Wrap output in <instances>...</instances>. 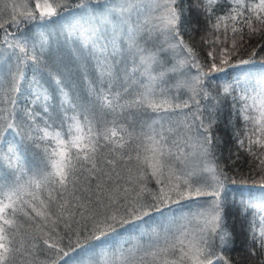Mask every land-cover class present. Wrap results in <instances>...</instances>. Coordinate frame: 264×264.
Masks as SVG:
<instances>
[{
	"label": "snow or ice",
	"instance_id": "6c2138e0",
	"mask_svg": "<svg viewBox=\"0 0 264 264\" xmlns=\"http://www.w3.org/2000/svg\"><path fill=\"white\" fill-rule=\"evenodd\" d=\"M228 2L213 22L217 0H198L202 61L182 0H0V264H232L227 188L248 180L213 129L230 99L237 144L264 154V58L236 59L264 0ZM240 204L264 252V191Z\"/></svg>",
	"mask_w": 264,
	"mask_h": 264
},
{
	"label": "trees",
	"instance_id": "16d2710c",
	"mask_svg": "<svg viewBox=\"0 0 264 264\" xmlns=\"http://www.w3.org/2000/svg\"><path fill=\"white\" fill-rule=\"evenodd\" d=\"M182 3L188 7V12L184 17V25L181 30L183 39L186 43L192 44L197 49L200 59L203 61L207 57L208 51L212 50L213 45L211 43L204 44L202 38L211 41L215 34L211 32L203 12L198 10V0H182ZM200 3H203V0H200ZM228 7H230L228 0H217L216 5H214L213 22L215 21V16L226 12ZM61 23L62 21H59L57 24L49 27L48 31L52 33L53 39L56 38V33ZM220 35L223 39V28H221ZM228 37V46L230 47L233 38L230 31ZM242 43L243 46L236 59H248L251 57L253 50L256 52L255 59L257 62L264 58V34H257L249 39L245 32ZM217 47H220V45ZM209 63H211V60H209ZM243 67L245 66L230 68L226 71L229 76H235L242 71ZM250 67L259 68L260 65L257 63ZM29 78H31V73H29ZM219 83L220 81H217V84L210 85V88L217 89ZM181 96H183V93H181ZM230 117L231 101L229 99L225 101L222 114L213 129V135L216 138L215 155L218 157L219 165L228 172L231 179H246L248 180V184L242 185L238 183L236 185H228L226 194L228 204L225 208L224 220L225 228L231 233V238L228 246L223 249V255L230 259L232 264H261V261L264 260V252H261L257 248L251 241L250 236L249 222L253 212L249 210L246 215L242 214L240 201L242 198L246 199L250 196L258 201L261 191H264L258 183H254V181H259L261 176L264 175V164H260V159H264V154L257 151V155L252 156L245 149L239 147L234 133L237 129H240L242 133L243 124L238 118L235 120L234 125L229 124ZM246 147L247 143L245 142ZM109 239L111 241L108 245L110 249L121 242L115 241L111 237ZM124 240H128L127 235L124 236ZM124 246L128 247L129 245L125 243ZM254 250L256 255H253Z\"/></svg>",
	"mask_w": 264,
	"mask_h": 264
},
{
	"label": "rangeland",
	"instance_id": "374dc122",
	"mask_svg": "<svg viewBox=\"0 0 264 264\" xmlns=\"http://www.w3.org/2000/svg\"><path fill=\"white\" fill-rule=\"evenodd\" d=\"M41 2H42V0H41ZM32 6L35 7V0H32ZM193 71H194V70H193ZM181 98H182V99L186 98V94L183 93V96H181ZM258 201H259V199H258Z\"/></svg>",
	"mask_w": 264,
	"mask_h": 264
}]
</instances>
